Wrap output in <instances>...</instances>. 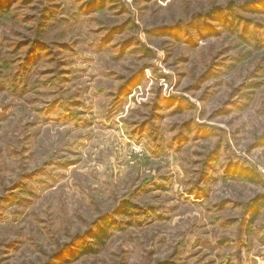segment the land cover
<instances>
[{"label":"rangeland","instance_id":"obj_1","mask_svg":"<svg viewBox=\"0 0 264 264\" xmlns=\"http://www.w3.org/2000/svg\"><path fill=\"white\" fill-rule=\"evenodd\" d=\"M97 1L0 11V264H264V12Z\"/></svg>","mask_w":264,"mask_h":264},{"label":"trees","instance_id":"obj_2","mask_svg":"<svg viewBox=\"0 0 264 264\" xmlns=\"http://www.w3.org/2000/svg\"><path fill=\"white\" fill-rule=\"evenodd\" d=\"M17 0H14L11 4L7 5L10 0H0V11H5L8 9L12 4H14ZM103 2V0H99L94 4ZM236 10H242L245 12H250V13H261L264 12V0H248L244 1L239 5H235L233 2H228L225 7H218L213 9L207 16L216 17V22L218 23L219 27H223L225 30L227 29L229 32L235 33L237 32L239 36H249V38L252 41L257 42V35L256 32L253 30L251 31V25H253L249 20H244L237 16L236 14L233 13V11ZM206 16V17H207ZM202 29V28H201ZM202 30L207 31V28H203ZM250 30V31H249ZM200 32V31H199ZM238 178L244 179L246 178L247 180L254 182L255 181V175L253 172H251L249 169L245 170H238L237 173H235ZM127 208L129 207V202L127 199H119L118 203L116 205V208L111 211L106 217L104 218V225L99 226L93 233V235H90L91 237H87L89 240H93L95 245L99 244L106 238V232L107 229L110 228L112 218L110 217L112 214H116L119 208ZM118 208V209H117ZM92 231V230H91ZM88 235V234H87ZM84 235L79 238V242L81 240H84V238L87 236ZM71 244V243H70ZM70 244H66L62 249H60L58 253V257L63 256L64 254H68L70 251ZM81 247V246H80ZM80 249V248H79ZM82 251H80L83 254L90 255V254H95L97 252V248L93 246V244H88V245H83L81 248ZM161 264V263H160ZM162 264H168V263H162Z\"/></svg>","mask_w":264,"mask_h":264}]
</instances>
